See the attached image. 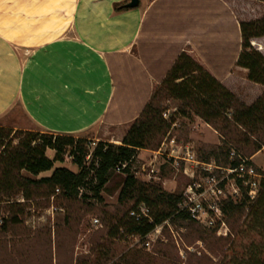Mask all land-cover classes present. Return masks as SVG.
I'll return each instance as SVG.
<instances>
[{
  "label": "crops",
  "instance_id": "obj_1",
  "mask_svg": "<svg viewBox=\"0 0 264 264\" xmlns=\"http://www.w3.org/2000/svg\"><path fill=\"white\" fill-rule=\"evenodd\" d=\"M130 2L0 0V127L119 143L183 53L247 106L264 94L237 65L260 1ZM251 45L264 56V37ZM195 119L191 137L207 128L219 144Z\"/></svg>",
  "mask_w": 264,
  "mask_h": 264
},
{
  "label": "trees",
  "instance_id": "obj_2",
  "mask_svg": "<svg viewBox=\"0 0 264 264\" xmlns=\"http://www.w3.org/2000/svg\"><path fill=\"white\" fill-rule=\"evenodd\" d=\"M241 32L243 49L237 65L248 70L250 82L264 87V56L251 45L253 39L264 37V17L242 23ZM163 98L179 101L178 111L183 117L194 115L219 134L221 145L200 151L199 159L203 162L214 160L218 165L226 166L233 148L243 150L254 146L256 154L264 147V94L252 106H247L202 65L183 53L121 145L98 142L89 166L85 164L90 154V143L86 139L0 127V243L9 234L12 237L18 235L24 225L28 203L39 199L48 202L57 190L65 201H77L86 198L82 192L85 188H90L101 201L100 194L109 191L107 186L111 181L115 182L114 191H119V204L130 205L123 218L126 222L120 221L119 228L129 236L139 237L142 243L157 228H165L166 223L180 221L189 228L198 227V222L180 212L182 194L168 193L162 183L142 182L132 171L137 153L140 150L158 151L170 131L171 123L163 117ZM68 149L75 156L74 165L80 169L78 173L65 167L54 168L55 163L64 162ZM47 150L55 152L54 160L46 156ZM122 165L126 167L122 169ZM118 167L121 168L120 175L116 174ZM51 171L49 177L37 179ZM23 172L34 179L25 177ZM258 173L264 177V173ZM18 197L23 203L16 201ZM141 205L149 209L150 218L136 221L130 217V212ZM258 210L264 213V179L255 202H249L244 195L240 201L230 200L223 207L229 223H239L246 211L253 216ZM109 234L115 238L118 233L109 231ZM5 259L0 260V264H9V259ZM253 264L264 262L256 260Z\"/></svg>",
  "mask_w": 264,
  "mask_h": 264
},
{
  "label": "rangeland",
  "instance_id": "obj_3",
  "mask_svg": "<svg viewBox=\"0 0 264 264\" xmlns=\"http://www.w3.org/2000/svg\"><path fill=\"white\" fill-rule=\"evenodd\" d=\"M248 4L253 12H261L264 8L262 2ZM179 106V101L163 98V117L171 123V128L160 149L156 151L160 154L155 156L140 150L132 163V171L137 179L145 183H162L165 191L174 194H182L190 182L184 174V161L177 159L184 156L185 149L189 147L196 151L199 158L200 151H208L211 147L221 145V138L220 143L216 144L214 132L207 128L204 132L199 130L197 136L191 137L196 131L190 127V121L192 119L195 122L196 116L183 117L178 111ZM33 132L49 135L39 129ZM203 135L204 139L200 140ZM121 143L122 141L111 144ZM92 149L89 147L90 158H86V166L91 163ZM254 150V146L237 149L243 157L251 160L257 172L264 173V147L256 154ZM46 156L50 160L55 158V154L50 150L46 151ZM59 167H65L75 173L80 172V169L71 163H55L54 168ZM51 174L52 171L43 173L37 179L49 177ZM116 174L122 173L116 171ZM23 175L33 178L27 172H23ZM165 178L170 180L171 184L164 185ZM114 186L115 182L111 181L107 186L109 191L101 192V201L90 188H85L82 192L86 198L77 201H65L59 196L60 192H56L48 202L39 199L28 203L24 225L18 230V235L12 237L9 234L2 238L0 260L8 258L9 264H253L256 260L264 262L263 211L258 210L253 216L246 211L239 223H229L225 218V225L220 229H210L202 224L189 228L186 223L180 221L175 224L166 223L165 228L159 227L158 231L150 235L151 247L148 250L143 247L144 243L140 238L129 236L124 229L119 228L122 225L120 221L126 222L123 218L130 205L119 204V191H114ZM16 201L23 203L21 197ZM95 220L99 223L95 224ZM109 231L118 234L113 238Z\"/></svg>",
  "mask_w": 264,
  "mask_h": 264
},
{
  "label": "built area",
  "instance_id": "obj_4",
  "mask_svg": "<svg viewBox=\"0 0 264 264\" xmlns=\"http://www.w3.org/2000/svg\"><path fill=\"white\" fill-rule=\"evenodd\" d=\"M96 144H89V147L93 148L92 152ZM185 150L184 156L177 159L184 161V174L190 182L182 193L183 200L179 208L190 220L210 229H220L225 225L223 207L226 202H238L244 195L251 203L259 198L264 177L256 171L251 160L243 157L236 149L230 151L229 164L226 166L218 165L214 160L203 162L198 158L196 151L189 147ZM172 152L174 153V150ZM63 161L74 165L75 156L71 154L70 149L64 154ZM125 167L126 165H122L121 168ZM121 168L118 167L117 172H120ZM130 217L139 221L141 218H150V212L146 206L141 205L130 212ZM98 223L99 221L95 220V224ZM157 229L155 231H158ZM151 234L145 238L143 244L148 250L151 247Z\"/></svg>",
  "mask_w": 264,
  "mask_h": 264
},
{
  "label": "water",
  "instance_id": "obj_5",
  "mask_svg": "<svg viewBox=\"0 0 264 264\" xmlns=\"http://www.w3.org/2000/svg\"><path fill=\"white\" fill-rule=\"evenodd\" d=\"M140 4V0H131V2L127 5L128 8H137Z\"/></svg>",
  "mask_w": 264,
  "mask_h": 264
}]
</instances>
